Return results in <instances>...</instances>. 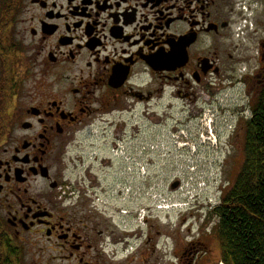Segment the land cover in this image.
Segmentation results:
<instances>
[{"label": "flooded vegetation", "instance_id": "flooded-vegetation-1", "mask_svg": "<svg viewBox=\"0 0 264 264\" xmlns=\"http://www.w3.org/2000/svg\"><path fill=\"white\" fill-rule=\"evenodd\" d=\"M263 93L264 0H0V264L221 263L209 196L129 236L92 202L112 161L76 138L141 110L181 157L231 112L230 156Z\"/></svg>", "mask_w": 264, "mask_h": 264}, {"label": "rangeland", "instance_id": "rangeland-1", "mask_svg": "<svg viewBox=\"0 0 264 264\" xmlns=\"http://www.w3.org/2000/svg\"><path fill=\"white\" fill-rule=\"evenodd\" d=\"M236 96V95H235ZM224 110V109H223ZM249 112V111H248ZM247 112V114H249ZM232 113H225L223 119L227 120L228 123H220L219 120L213 121L214 128H213V137L211 140H208V138L211 136V130L209 128V122L203 120V122H200L195 128H198L201 132H203V135L201 136V141L204 139H207L205 142L204 150H198V147L195 145V149L197 152H191L190 154L183 153V155L180 157L179 153L172 151L168 152V146L169 141L167 139L169 137H165L166 142L163 141L161 143L164 144V148L160 145L159 139L156 137L158 136V130L152 131V136H145L144 133H146L145 125H143V120L141 117V110L137 111L135 113V117L132 118L129 115H124L121 119V123L123 122L125 126L118 124L119 126L116 128L114 126L108 127L105 124L104 125H97L94 126L90 131L84 130L77 138L76 142L79 145L80 149H89L91 144L93 145L94 152L97 153L102 159H107L111 162L114 176L117 178L119 185L116 187H112L111 193H114V191L118 189L126 188V185L121 186L124 183V175L125 173V162L121 158H113L111 156V151L113 149V143L110 142L108 138L102 139L103 137L110 136V134L119 133L121 136V142L124 145L125 149H132L135 148L140 143H146V142H154V145L156 149H159L158 151L160 154L152 153L150 157V175L151 180L154 182H157L155 179L157 176L162 177L164 179L163 183L159 185V189L164 192L169 188V184L173 181L180 180L182 182V185L184 184V174L186 175V172L188 171V168H198V172H196L199 177L198 180L203 182L205 184V190L208 191L209 194L213 195L217 198L218 194L221 193L223 188L225 191L228 189V187L233 183L237 172L239 171L242 161H243V155L241 154L240 146L242 142H240L238 145L235 144L234 149L236 151L234 152L231 149L232 154L228 155V150H230L231 146V139L226 140L225 137L227 135V132H231L234 128V124L232 121H230ZM208 119V118H207ZM223 121V120H221ZM115 123V121H112ZM125 128V129H124ZM104 130V131H102ZM105 135H103V133ZM139 132V133H138ZM126 135V136H125ZM156 136V137H154ZM135 139V140H132ZM215 141V142H213ZM198 144H200L198 142ZM235 153V154H233ZM115 159V160H114ZM106 163V160H103ZM94 169L97 171L99 169V165H93ZM165 167V170H163ZM96 170H93L95 173L94 175L98 176L99 181L101 179L103 180L102 185L108 186L109 182L106 178L109 174L102 173L99 174ZM157 171V172H156ZM159 171V173H158ZM152 173V174H151ZM215 174V175H214ZM91 176V181H93L96 178L95 176ZM165 175V176H163ZM214 180V181H212ZM132 187L135 189V191L139 190L143 194L148 192L149 190H152V185H149V187H146L144 184V181L138 180L137 178L133 180ZM161 186V187H160ZM215 189V191H214ZM217 193V194H216ZM143 196V195H142ZM166 196L168 194L166 193ZM136 199V205L132 204H126V205H118L116 206L119 208H131L136 209L137 206L142 205L144 200H141L139 196H135ZM103 201H106L103 199ZM114 203L113 201H111ZM145 205L148 203L147 201L144 202ZM170 206V204H168ZM99 212H102L103 214L108 215L107 211H103L102 208H97ZM172 211V210H170ZM167 214V217H162L164 215V210H161V214H158L157 217L154 216L152 219L153 222H156V224L160 223L161 221H165L168 218H172L175 216L176 212H170ZM104 219H109L108 216L103 217ZM215 254L218 256L219 249H220V243L219 241H216L214 245Z\"/></svg>", "mask_w": 264, "mask_h": 264}, {"label": "trees", "instance_id": "trees-1", "mask_svg": "<svg viewBox=\"0 0 264 264\" xmlns=\"http://www.w3.org/2000/svg\"><path fill=\"white\" fill-rule=\"evenodd\" d=\"M251 113L242 165L214 211L224 264H264V93Z\"/></svg>", "mask_w": 264, "mask_h": 264}, {"label": "built area", "instance_id": "built-area-1", "mask_svg": "<svg viewBox=\"0 0 264 264\" xmlns=\"http://www.w3.org/2000/svg\"><path fill=\"white\" fill-rule=\"evenodd\" d=\"M144 151L145 149L141 150V152L135 157L137 159L126 158V162H127L126 172L127 174H129L131 181L133 180L134 174H136L138 178H141L142 180L146 178V168L142 160V157H143L142 154ZM121 154H122L121 152H118V151L115 152V156H123ZM157 191H158L157 189H154L153 195L152 196L148 195V197L150 198L151 204L154 205V207L158 211L170 210V209L177 208L179 206L177 202V194L167 197L166 195L158 194ZM134 196L135 195L132 192L131 187H126L125 189L120 191L118 201L120 203L128 202L132 200ZM168 204H170V206ZM122 214L123 216H126L128 215V212L123 211ZM134 214L136 216L134 217L133 222L136 225L142 226L145 216L147 214L146 210L145 209L136 210Z\"/></svg>", "mask_w": 264, "mask_h": 264}, {"label": "water", "instance_id": "water-1", "mask_svg": "<svg viewBox=\"0 0 264 264\" xmlns=\"http://www.w3.org/2000/svg\"><path fill=\"white\" fill-rule=\"evenodd\" d=\"M176 188H177V185L174 184V185L172 186V189L174 190V189H176Z\"/></svg>", "mask_w": 264, "mask_h": 264}, {"label": "bare ground", "instance_id": "bare-ground-1", "mask_svg": "<svg viewBox=\"0 0 264 264\" xmlns=\"http://www.w3.org/2000/svg\"><path fill=\"white\" fill-rule=\"evenodd\" d=\"M215 175V174H214ZM212 181H214V180H212ZM214 191H215V189H214ZM215 194V193H214ZM214 194H213V196H214ZM217 194V193H216Z\"/></svg>", "mask_w": 264, "mask_h": 264}]
</instances>
